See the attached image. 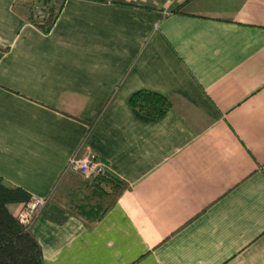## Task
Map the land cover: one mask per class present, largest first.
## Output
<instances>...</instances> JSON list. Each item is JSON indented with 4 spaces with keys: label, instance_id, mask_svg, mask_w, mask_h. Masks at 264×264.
Returning <instances> with one entry per match:
<instances>
[{
    "label": "crops",
    "instance_id": "1",
    "mask_svg": "<svg viewBox=\"0 0 264 264\" xmlns=\"http://www.w3.org/2000/svg\"><path fill=\"white\" fill-rule=\"evenodd\" d=\"M28 1L0 0V177L46 198L106 109L84 153L128 185L95 223L47 206L44 264H264V0H66L48 34Z\"/></svg>",
    "mask_w": 264,
    "mask_h": 264
},
{
    "label": "trees",
    "instance_id": "2",
    "mask_svg": "<svg viewBox=\"0 0 264 264\" xmlns=\"http://www.w3.org/2000/svg\"><path fill=\"white\" fill-rule=\"evenodd\" d=\"M65 1H48L49 16L43 25L38 26L43 33L48 34L53 29ZM121 5L135 7L132 4ZM32 16L29 20L34 23ZM116 95L117 92L107 106ZM130 104L151 118H159L172 108L169 100L148 92H138L132 96ZM105 110L103 109L99 117L90 125L88 134L75 154L78 157L86 156L84 152L88 140ZM127 189L128 185L111 172L101 178L91 179L72 171L68 164L46 197V206L42 211L49 205L65 208L68 215L82 216L95 223L115 207ZM31 197L22 188L11 186L0 177V264H44L41 246L33 232L34 223L26 226L19 219V213L29 204ZM16 205L21 206V210L17 213L11 209Z\"/></svg>",
    "mask_w": 264,
    "mask_h": 264
},
{
    "label": "built area",
    "instance_id": "3",
    "mask_svg": "<svg viewBox=\"0 0 264 264\" xmlns=\"http://www.w3.org/2000/svg\"><path fill=\"white\" fill-rule=\"evenodd\" d=\"M48 1L36 0L34 16L40 25H43L49 16ZM69 167L72 171L91 179L101 178L110 172L108 166L102 160L91 155L84 157L74 155L70 160ZM45 206L46 198L31 197L29 204L19 213L20 222L26 226L32 225Z\"/></svg>",
    "mask_w": 264,
    "mask_h": 264
},
{
    "label": "rangeland",
    "instance_id": "4",
    "mask_svg": "<svg viewBox=\"0 0 264 264\" xmlns=\"http://www.w3.org/2000/svg\"><path fill=\"white\" fill-rule=\"evenodd\" d=\"M32 1V2H31ZM175 1H177V0H171V2H175ZM29 3H28V7H31L32 8V4H33V0H30V1H28ZM172 6H174V5H172ZM172 6H170L169 8H168V10H169V12H171V9L173 8ZM30 8V9H31ZM33 9V8H32Z\"/></svg>",
    "mask_w": 264,
    "mask_h": 264
}]
</instances>
